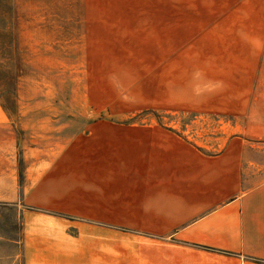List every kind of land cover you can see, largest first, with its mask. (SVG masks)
<instances>
[{"label": "rangeland", "instance_id": "1", "mask_svg": "<svg viewBox=\"0 0 264 264\" xmlns=\"http://www.w3.org/2000/svg\"><path fill=\"white\" fill-rule=\"evenodd\" d=\"M250 5L252 0H0V105L10 121L0 126L13 133L18 174L17 200L0 201V264H39L41 259L24 254V214L31 209L22 202L18 127L30 115L170 121L209 153L242 136L243 101L252 97H234L225 89L247 71L248 62L241 59L250 49L231 42L248 36L257 18L246 12ZM245 143L247 155L255 158L245 166L255 172L252 179L260 180L264 141ZM107 188L81 182L79 199L65 204L84 211L105 201L110 207L92 208L93 215L128 218L113 213L119 200L105 199ZM58 215L72 220L64 212ZM32 221V240L26 237L37 244L41 223ZM65 226L75 233L70 222ZM110 226L131 232L124 225Z\"/></svg>", "mask_w": 264, "mask_h": 264}, {"label": "crops", "instance_id": "2", "mask_svg": "<svg viewBox=\"0 0 264 264\" xmlns=\"http://www.w3.org/2000/svg\"><path fill=\"white\" fill-rule=\"evenodd\" d=\"M246 12L257 18L248 36L231 45L250 49L241 59L247 71L225 90L252 98L243 101L242 136L230 137L219 151L197 147L165 120L30 115L19 122L29 240L32 220L41 223L37 244L25 235V256L38 254L39 264H264V178L252 179L255 172L245 166L255 163L245 141H264V0H252ZM6 113L0 105V124L10 122ZM3 128L0 201H16L17 147ZM81 182L108 186L104 198L119 200L113 213L128 218L93 215L92 208L110 207L105 201L84 211L65 204L79 199ZM63 212L72 220L58 215ZM69 222L75 233L65 231ZM112 224L131 232H115Z\"/></svg>", "mask_w": 264, "mask_h": 264}]
</instances>
